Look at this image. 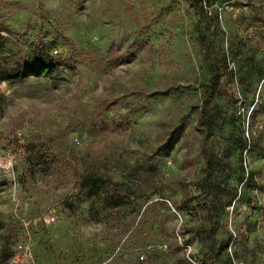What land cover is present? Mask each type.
Listing matches in <instances>:
<instances>
[{"label": "rangeland", "instance_id": "obj_1", "mask_svg": "<svg viewBox=\"0 0 264 264\" xmlns=\"http://www.w3.org/2000/svg\"><path fill=\"white\" fill-rule=\"evenodd\" d=\"M132 1L138 26L121 0H0L12 50L45 42L62 61L40 79L0 80V264H171V247L186 259L213 248L194 199L205 165L196 121L210 9L228 86L205 115L210 235L218 264H264V0ZM160 89L169 94L145 95ZM181 120L174 144L151 156L156 188L138 192L134 163ZM84 170L131 203L105 209L98 200L92 220L77 195Z\"/></svg>", "mask_w": 264, "mask_h": 264}, {"label": "trees", "instance_id": "obj_2", "mask_svg": "<svg viewBox=\"0 0 264 264\" xmlns=\"http://www.w3.org/2000/svg\"><path fill=\"white\" fill-rule=\"evenodd\" d=\"M124 5V12L127 16L133 19L137 26L139 24L136 13V6L132 0H121ZM211 0H207L210 5ZM22 7H19L21 9ZM206 29L200 32L201 59L207 68V81L204 85L202 98L200 103V111L196 121V126L202 131V139L200 146L204 152V169L203 175L197 182V192L194 195L196 204L205 210L207 215L208 229L206 237L212 244L213 248L208 253H203L199 258H194L197 264H218L217 256L220 249L219 242L210 235L213 225L216 220V213L213 209L212 202L209 199L210 194V177L212 156L207 150L206 140L209 134V128L206 125L205 115L207 107L213 101L220 99L228 92V86L222 81V67L218 56L213 48V32L217 23V12L215 9L209 10ZM150 26V24H148ZM12 34L14 30L8 25L0 21V80L13 83H21L28 79H40L41 77L52 75L54 70L62 65L61 59L49 53L52 44L40 42L37 43L29 51L23 49L12 50L8 46V40L3 35ZM69 43V42H68ZM67 43V44H68ZM124 54V53H123ZM130 53L129 56H131ZM121 60H127L130 57L118 55ZM159 94H169V89H160L145 93L146 96H156ZM4 97L0 94V112L3 109ZM184 130V122L181 120L168 133L165 141L156 149H153L150 154L145 155L142 161H136L133 165V171L138 178V185L135 190L138 192L146 191L147 189L156 188V167L149 163L152 155H160L162 152L169 149ZM32 161L37 168L40 165H45V160ZM77 195L82 198V201L90 204L88 214L94 221L98 220L99 211L96 207L98 200L105 209H115L131 203L130 194L125 192L119 186L106 181L92 170H84L79 174L77 183ZM137 197L139 195L137 194ZM182 247L174 246L170 248L171 264H191L188 259L180 257Z\"/></svg>", "mask_w": 264, "mask_h": 264}, {"label": "built area", "instance_id": "obj_3", "mask_svg": "<svg viewBox=\"0 0 264 264\" xmlns=\"http://www.w3.org/2000/svg\"><path fill=\"white\" fill-rule=\"evenodd\" d=\"M54 217H51V220H53ZM164 247H166V245L164 244ZM187 259L189 260V262H191V264H197V262L195 261L194 258L190 257L189 255H187Z\"/></svg>", "mask_w": 264, "mask_h": 264}]
</instances>
